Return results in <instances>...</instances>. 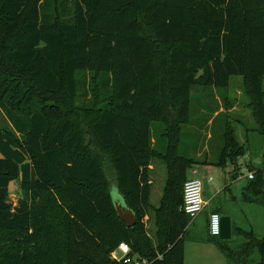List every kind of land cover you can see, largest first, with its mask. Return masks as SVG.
Wrapping results in <instances>:
<instances>
[{
	"label": "trees",
	"instance_id": "trees-1",
	"mask_svg": "<svg viewBox=\"0 0 264 264\" xmlns=\"http://www.w3.org/2000/svg\"><path fill=\"white\" fill-rule=\"evenodd\" d=\"M235 75L264 134V0H0V264H123L111 256L122 242L147 264H184L187 169L212 162L184 145L193 90L220 92ZM219 138L215 163L236 161L230 126ZM155 159L167 169L158 206ZM263 176L245 201L264 206ZM207 232L196 239L227 264H264V236Z\"/></svg>",
	"mask_w": 264,
	"mask_h": 264
},
{
	"label": "rangeland",
	"instance_id": "rangeland-1",
	"mask_svg": "<svg viewBox=\"0 0 264 264\" xmlns=\"http://www.w3.org/2000/svg\"><path fill=\"white\" fill-rule=\"evenodd\" d=\"M242 81L243 77L241 75H235L230 78L229 87L219 89L220 92L216 89H207L203 92L201 89H204V87L198 86L193 90L192 115L194 119L185 130L184 145L186 149L188 147L187 152L189 155H196L200 160L207 158L212 162L197 163L187 169L188 178H197L201 181L203 198L206 202L205 210L187 230L186 244L189 247L191 245L195 247L204 245L196 238L208 236L209 213L211 208L218 202L237 211L239 225L243 226L242 228L251 230L260 237L264 236V206L257 205L259 210L249 213L244 205L246 203L242 200V190L251 180L247 175L249 170L254 172L257 170L264 171V134L258 130V124L252 114L253 108L250 106V100L244 92ZM218 108L217 112L226 111V113L214 117L215 109ZM210 117L213 118L214 124H210L211 119L208 121ZM6 125L7 120L0 109V128H4ZM227 125L233 130L235 139L242 147V151L236 161L227 159L224 165H218L215 161L219 145L221 146L219 137L222 139ZM158 161L156 160V163ZM157 170L154 175V189L151 198L156 205L160 203L167 178L164 163L163 168L160 167ZM236 170H239L240 178L238 179H234L233 175ZM17 184V181L11 182L12 194L10 195V201L14 205L18 203L19 197ZM112 190L114 200H116L120 195L114 186ZM152 225L151 222H148V232L155 240ZM258 257L259 253L255 250L254 259L257 260ZM218 259V263L215 264H227V258L224 254H220ZM206 260L208 259L204 260L205 264ZM212 260V258H209V264Z\"/></svg>",
	"mask_w": 264,
	"mask_h": 264
},
{
	"label": "built area",
	"instance_id": "built-area-1",
	"mask_svg": "<svg viewBox=\"0 0 264 264\" xmlns=\"http://www.w3.org/2000/svg\"><path fill=\"white\" fill-rule=\"evenodd\" d=\"M254 171H249L248 176L253 179ZM206 202L203 198L202 183L197 178H188L184 186L183 210L194 221L204 210ZM209 228L212 235L218 236L221 233V215L212 213L209 219ZM112 258L123 262V264H147V260L134 254L131 246L122 242L112 252Z\"/></svg>",
	"mask_w": 264,
	"mask_h": 264
},
{
	"label": "crops",
	"instance_id": "crops-1",
	"mask_svg": "<svg viewBox=\"0 0 264 264\" xmlns=\"http://www.w3.org/2000/svg\"><path fill=\"white\" fill-rule=\"evenodd\" d=\"M159 161H158V163H156V159H155V160H153L151 162V165H150V168H151V179H152L153 183H154V175L158 171L157 169H159L160 167H161V169L163 168L162 161H160V162ZM166 173H167V169H166ZM248 173H247V175H248ZM233 175H234V179L240 178V176H239V170H236L233 173ZM248 178L251 179L249 176H248ZM244 188H245V186H244ZM244 188L242 190V200L246 203L244 205L247 207V210L249 211V213L257 212L259 210L258 207H257V205H259V204L247 202V201L244 200V198H243V196H244ZM153 189H154V184H153V187H152V192H151L150 200L152 198ZM163 189H164V187H163ZM161 198H162V196H161ZM161 198H160V201H161ZM151 203L154 204L152 202V200H151ZM154 205L155 206H158L156 204H154ZM204 210H205V208H204ZM215 212L216 213H219L221 215V217L222 216H230L231 217V221H232V229H233V224H235L237 226H240V227H243V226L239 225L238 214H237V211L236 210H232L230 207H227L226 205L222 204L221 202H218L217 204H215L211 208L210 213H209V219H210V215L212 213H215ZM148 222H151L153 224L152 225L153 226V231L155 232L154 217L153 216H151V217L147 216L146 217V228H147V230H148ZM149 234H150V232H149ZM232 238L235 239V236L233 237V234H232ZM200 242H202L204 245L197 246V247H195L194 245H191L189 247L185 243V260H184V264H205L204 263V260L205 259H208L209 260V258H212L213 259L212 262H211V264H215L216 262L218 263V260H219L218 258L220 256V254H223L221 252V250L218 249V247L215 244H213V243L205 242V241H200ZM208 260H206V264H209V261Z\"/></svg>",
	"mask_w": 264,
	"mask_h": 264
},
{
	"label": "water",
	"instance_id": "water-1",
	"mask_svg": "<svg viewBox=\"0 0 264 264\" xmlns=\"http://www.w3.org/2000/svg\"><path fill=\"white\" fill-rule=\"evenodd\" d=\"M115 206L118 212L119 217L126 222L128 226H133L137 223V216L133 209L128 207L124 199L119 196L114 200ZM220 237L222 239H231L232 238V221L230 216L221 217V233Z\"/></svg>",
	"mask_w": 264,
	"mask_h": 264
}]
</instances>
